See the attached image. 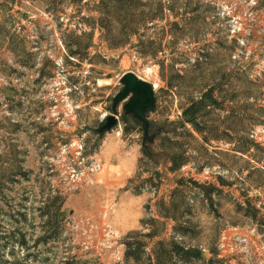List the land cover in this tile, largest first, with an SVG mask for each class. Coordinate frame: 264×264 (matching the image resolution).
Returning a JSON list of instances; mask_svg holds the SVG:
<instances>
[{
    "label": "rangeland",
    "instance_id": "1",
    "mask_svg": "<svg viewBox=\"0 0 264 264\" xmlns=\"http://www.w3.org/2000/svg\"><path fill=\"white\" fill-rule=\"evenodd\" d=\"M127 71L155 86L152 156L123 105L95 131ZM143 221L148 252H204L177 264H264V0H0V264H135Z\"/></svg>",
    "mask_w": 264,
    "mask_h": 264
},
{
    "label": "trees",
    "instance_id": "2",
    "mask_svg": "<svg viewBox=\"0 0 264 264\" xmlns=\"http://www.w3.org/2000/svg\"><path fill=\"white\" fill-rule=\"evenodd\" d=\"M71 53L74 55L79 54L77 50H73L71 51ZM169 85H173L172 82H169ZM218 105L220 104L214 95V89H210V90L203 92V94L200 96L199 99L192 100L189 103V105L184 109L183 111L184 120L182 121V124L185 125L186 123H191L194 125V127L197 130L203 131V128L201 126L202 122L199 119L200 112L207 107H217ZM123 120L125 122L129 121L126 115L123 116ZM195 122H197V124H195ZM126 129L129 130L130 128H126ZM250 137H251L250 139L251 141L250 140L249 141L254 143L256 141L255 138L251 135ZM158 140H160V137L156 139V141ZM250 148L251 147L248 146V148H246L245 151H248ZM170 160L173 163L172 170H177L180 167H182V165L184 166V164L187 163V159L178 161L174 152H171ZM196 184L204 188V185L198 184V183ZM215 189L216 188L214 185L212 186V188L210 187V191H208L207 189L206 192L207 191L209 192V193L207 192L208 196H210L211 191H214ZM247 201L248 203L251 202L250 199H248ZM164 216L174 217V215L171 216L170 214H166ZM152 221L154 220L152 219ZM149 227H150V223L143 221L142 231L144 232L136 233L137 235H141L140 239H137L136 241L129 240L126 242V252H125L126 260L132 259L135 264H139L141 260V254H144V253L147 255V258L152 264H170V263L177 264L178 262L187 263V262H191L192 260H204L205 259L204 252L200 246H189V245H185L182 242H179L176 240L166 241V240L159 239L157 241V245L153 253L148 252L147 249L149 246V241H145L144 238L152 239L157 235V232L155 230L147 231ZM174 229H175V232H177L176 227ZM178 231L179 232L177 233L181 232L185 234V231L182 229ZM132 234H135V233H132ZM131 235H129V238L132 237ZM180 238H182V235H180ZM212 253L213 255H216L217 258L220 256L219 252H216V251L214 252L212 250ZM221 260L222 259H220L219 261ZM11 264H19V262H13Z\"/></svg>",
    "mask_w": 264,
    "mask_h": 264
},
{
    "label": "water",
    "instance_id": "3",
    "mask_svg": "<svg viewBox=\"0 0 264 264\" xmlns=\"http://www.w3.org/2000/svg\"><path fill=\"white\" fill-rule=\"evenodd\" d=\"M122 88L112 100V114L106 116L95 131L104 135L119 124V109L123 105V113L130 116L143 129L142 147L149 156H152L151 145L156 138L165 131L164 127L152 129L153 123L149 114L157 107L155 86L144 80L133 71H127L121 76ZM197 124V122H195Z\"/></svg>",
    "mask_w": 264,
    "mask_h": 264
},
{
    "label": "built area",
    "instance_id": "4",
    "mask_svg": "<svg viewBox=\"0 0 264 264\" xmlns=\"http://www.w3.org/2000/svg\"><path fill=\"white\" fill-rule=\"evenodd\" d=\"M99 169H101V164L98 163V164L92 165L90 168V171L95 172V171H98ZM73 181H76V180H73Z\"/></svg>",
    "mask_w": 264,
    "mask_h": 264
},
{
    "label": "flooded vegetation",
    "instance_id": "5",
    "mask_svg": "<svg viewBox=\"0 0 264 264\" xmlns=\"http://www.w3.org/2000/svg\"><path fill=\"white\" fill-rule=\"evenodd\" d=\"M152 129L155 130V129H157V128H154V125H153ZM142 130H143V129H142ZM156 139H157V138H156Z\"/></svg>",
    "mask_w": 264,
    "mask_h": 264
},
{
    "label": "bare ground",
    "instance_id": "6",
    "mask_svg": "<svg viewBox=\"0 0 264 264\" xmlns=\"http://www.w3.org/2000/svg\"><path fill=\"white\" fill-rule=\"evenodd\" d=\"M137 73V72H136ZM156 85V84H155Z\"/></svg>",
    "mask_w": 264,
    "mask_h": 264
}]
</instances>
